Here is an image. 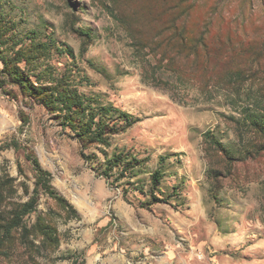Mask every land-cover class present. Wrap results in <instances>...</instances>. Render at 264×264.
Returning a JSON list of instances; mask_svg holds the SVG:
<instances>
[{
  "label": "rangeland",
  "instance_id": "374dc122",
  "mask_svg": "<svg viewBox=\"0 0 264 264\" xmlns=\"http://www.w3.org/2000/svg\"><path fill=\"white\" fill-rule=\"evenodd\" d=\"M167 4L251 38L264 16V0H0V264H264V163L242 159L259 81L234 76L247 52L187 58Z\"/></svg>",
  "mask_w": 264,
  "mask_h": 264
},
{
  "label": "trees",
  "instance_id": "16d2710c",
  "mask_svg": "<svg viewBox=\"0 0 264 264\" xmlns=\"http://www.w3.org/2000/svg\"><path fill=\"white\" fill-rule=\"evenodd\" d=\"M194 5L195 4H167L165 9L171 13V16L162 28L163 34L166 32H174L180 41V46L183 48L182 51L188 56L187 58L190 59L192 57L194 61H197V59L201 57H209L214 51L219 52L222 58H227L229 54L234 52H247L246 58L242 65L234 72V76L246 75L249 80H258L260 90L262 91V95H264V16L252 20L255 22L254 25L256 27V29L253 30V34L256 33V36L253 38L245 33L247 30L244 27L241 28V26L238 25H235L230 33L224 34L222 32L223 22L215 26L214 19H200L198 24L196 22L197 25L194 24V26H189ZM173 11L176 12V14H174ZM250 13L253 17V12L251 10ZM172 14L174 15L172 16ZM251 14L249 17H251ZM126 117L129 121L130 117L128 115H126ZM250 123L257 131L253 134V136H255L254 139L260 144L254 142L256 149L246 152L242 159L258 164L261 162L264 163V114L257 111ZM113 129L111 125L106 124L103 128L99 127L93 130L96 139L95 142L103 143L107 134L113 133ZM259 136L262 139H260ZM229 153H231L230 150ZM245 160L240 161L245 163ZM132 161V167H137L141 164V161L136 158ZM160 175V170H156L153 173V181L155 183L159 180ZM33 202L34 200L31 199L23 206V215L33 210ZM16 224L17 222L14 225L16 226Z\"/></svg>",
  "mask_w": 264,
  "mask_h": 264
}]
</instances>
